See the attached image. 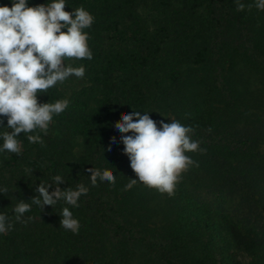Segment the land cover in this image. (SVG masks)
Listing matches in <instances>:
<instances>
[{
    "label": "trees",
    "instance_id": "obj_1",
    "mask_svg": "<svg viewBox=\"0 0 264 264\" xmlns=\"http://www.w3.org/2000/svg\"><path fill=\"white\" fill-rule=\"evenodd\" d=\"M243 2L239 12L234 0H66L65 11L95 17L93 59L66 61L85 77L40 93L41 103L70 100L44 146L21 134L19 155H0V211L14 225L0 235V264H264V11ZM132 111L192 126L204 149L186 153L198 167L171 197L141 183L123 190L135 174L122 144L108 149ZM95 170L116 183L92 188L85 172ZM55 175L61 189H88L72 209L78 235L60 227L63 201L15 221L19 200Z\"/></svg>",
    "mask_w": 264,
    "mask_h": 264
},
{
    "label": "clouds",
    "instance_id": "obj_2",
    "mask_svg": "<svg viewBox=\"0 0 264 264\" xmlns=\"http://www.w3.org/2000/svg\"><path fill=\"white\" fill-rule=\"evenodd\" d=\"M30 0H9L0 5V155L22 152L21 134L29 143L44 146L42 135H47L55 116L65 112L70 100L58 99L54 103L39 101L40 93L63 84L71 77L83 79L85 66H72L66 61L92 60L88 45L90 28L95 17L84 7L65 11L66 0H51L38 6H28ZM236 10L244 11L243 0H234ZM258 11H264V0H253ZM143 112V114H141ZM151 113L132 111L121 117L115 125L119 141L113 139L112 152L123 145V154L130 162L135 177L129 179L124 191L137 183L169 197L175 193L181 174L190 166H197L186 153L203 152L200 142L192 139L194 128L178 120L154 121ZM6 118V126H5ZM211 131V129H209ZM130 133V134H129ZM92 188L97 182L114 185L116 176L111 171H87ZM61 175L52 177V183L41 180L30 202L19 200L13 208L16 222L27 225L32 217L24 214L36 205L40 209L53 207L63 201L59 217L60 227L72 235H78L81 225L72 209L80 207V201L89 195L88 189L67 187ZM49 191V189H53ZM0 185V193L7 192ZM12 218L0 211V235L13 230Z\"/></svg>",
    "mask_w": 264,
    "mask_h": 264
}]
</instances>
